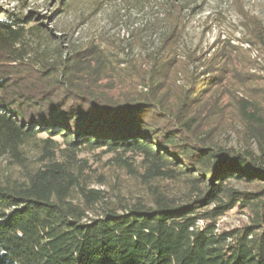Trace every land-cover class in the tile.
<instances>
[{"label": "trees", "instance_id": "obj_1", "mask_svg": "<svg viewBox=\"0 0 264 264\" xmlns=\"http://www.w3.org/2000/svg\"><path fill=\"white\" fill-rule=\"evenodd\" d=\"M32 22L0 10V264H264V86L243 76L238 48L219 38L187 51L182 66L172 26L148 90L125 92L141 70L96 41L64 59L32 58ZM191 64L170 101L174 76ZM236 123L256 151L218 147L215 133ZM96 150L142 177L146 197L91 189L80 154ZM158 181L186 192L169 195ZM233 210L248 221L220 230Z\"/></svg>", "mask_w": 264, "mask_h": 264}, {"label": "rangeland", "instance_id": "obj_2", "mask_svg": "<svg viewBox=\"0 0 264 264\" xmlns=\"http://www.w3.org/2000/svg\"><path fill=\"white\" fill-rule=\"evenodd\" d=\"M0 10L33 18L31 26L36 29L29 32L26 43L32 58L64 59L67 53L96 41L107 53L138 67L142 73L129 78L132 80L126 83L125 92L148 90L154 59L161 54L164 37L172 26H177L182 35L174 47L182 66L188 63L184 59L187 51L200 50L202 54L221 38L238 48V68L243 76L256 75L259 81L256 85L264 86V0H0ZM122 26L130 30L138 26L131 30V42L121 39ZM171 55H175L174 51ZM194 67L191 64L174 76L170 101L177 97L179 88L188 86ZM244 89L242 86L238 90L240 97L245 95ZM239 127L238 123L225 125L216 132L213 138L218 147L240 152L251 147L256 151L253 142L235 132ZM46 137L42 134L27 144L30 157L40 154ZM56 141L59 148L65 147L61 138ZM80 157L89 164L86 171L90 174L91 189L107 191L109 198L148 194L142 177L119 167L113 153L84 151ZM5 168L6 162L0 161V174ZM100 177L104 178V184L98 183ZM152 186H159L173 196L186 192L181 182L158 181ZM237 187L248 190L242 185ZM247 221L246 215L233 210L217 226L229 230Z\"/></svg>", "mask_w": 264, "mask_h": 264}, {"label": "built area", "instance_id": "obj_3", "mask_svg": "<svg viewBox=\"0 0 264 264\" xmlns=\"http://www.w3.org/2000/svg\"><path fill=\"white\" fill-rule=\"evenodd\" d=\"M138 28V26L132 27L131 30ZM126 28L125 26L120 27V37L125 42H131L132 39V31ZM202 224V223H201Z\"/></svg>", "mask_w": 264, "mask_h": 264}]
</instances>
